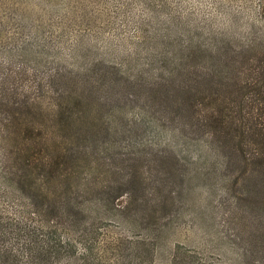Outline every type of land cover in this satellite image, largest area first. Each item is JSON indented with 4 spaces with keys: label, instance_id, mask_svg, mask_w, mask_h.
<instances>
[{
    "label": "rangeland",
    "instance_id": "1",
    "mask_svg": "<svg viewBox=\"0 0 264 264\" xmlns=\"http://www.w3.org/2000/svg\"><path fill=\"white\" fill-rule=\"evenodd\" d=\"M263 39L264 0H0V248L25 259L27 236L14 230L38 228L43 218L31 213V201L70 196L55 195L57 174L74 192L76 151L84 145L76 141L77 120L98 132L112 119L129 128L147 108L125 81L140 66L158 70L163 46L216 40L259 47ZM49 122L58 128L44 139ZM153 133L112 134L96 177L84 165L80 171L97 185L107 168L120 171L108 184L131 174L139 211L125 220L86 211L66 226L55 223V231L44 226L39 238L62 246L41 254L40 264H264L262 201L248 193L232 202L239 181L226 189L221 178L232 170L200 169L215 157L196 135L171 143ZM42 158H49L46 171ZM44 171L47 185L37 180Z\"/></svg>",
    "mask_w": 264,
    "mask_h": 264
},
{
    "label": "trees",
    "instance_id": "2",
    "mask_svg": "<svg viewBox=\"0 0 264 264\" xmlns=\"http://www.w3.org/2000/svg\"><path fill=\"white\" fill-rule=\"evenodd\" d=\"M187 33L188 39L195 37L192 32ZM261 42L264 43V39ZM258 43L242 46L215 40L206 45L190 42L175 49L163 46L158 70L152 72L149 65L140 66L139 71L125 81L126 86L141 92L137 96L144 97L145 105L148 103L147 108L143 106L135 114L136 120L131 126L137 127L129 130L131 126L125 128L112 119L98 132L91 123L77 120L76 141L84 145L76 151V189L71 192L69 182L63 181L64 174H57L54 185L62 189L55 195L70 196L31 201V213L43 218L38 222L39 229L20 227L14 230L16 236L20 232L27 236L23 243L25 259L12 248L2 246L0 264H40L41 254L52 252L56 255L62 243L55 237L52 240L45 236V239L39 238L37 233L44 226L48 227V233L55 231V223L66 226L78 219V213L110 211L123 218L139 211L131 174L118 184H108L119 170L107 168L106 172L102 170L105 174L102 173L100 185L80 174L84 165L86 174L96 177V168L106 165L101 153L113 145L112 134L138 135L147 127H153L156 139L166 136L171 143L187 141L196 135L198 142L215 157L214 160L204 159L200 169L205 166L204 173L213 167L220 173L223 169L232 170V174L221 178L226 189L239 181L242 190L240 195L233 196L232 202L239 204L249 193L253 202L262 201L264 205V45L257 47ZM42 127L44 139L51 129L54 134L58 128H54L52 122ZM99 133L103 134L100 139ZM157 151L162 152V148ZM92 155H95L93 159ZM48 160H40L39 170L46 171ZM45 171L39 173L37 180L47 185L49 175ZM235 171L242 174L241 178L239 174L233 176ZM2 231L0 227V233Z\"/></svg>",
    "mask_w": 264,
    "mask_h": 264
}]
</instances>
